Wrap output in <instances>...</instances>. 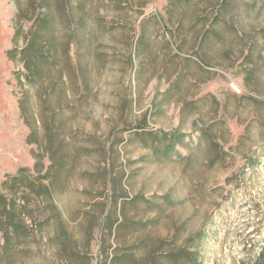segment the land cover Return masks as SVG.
<instances>
[{
	"label": "rangeland",
	"instance_id": "rangeland-1",
	"mask_svg": "<svg viewBox=\"0 0 264 264\" xmlns=\"http://www.w3.org/2000/svg\"><path fill=\"white\" fill-rule=\"evenodd\" d=\"M0 264H264V0H0Z\"/></svg>",
	"mask_w": 264,
	"mask_h": 264
}]
</instances>
